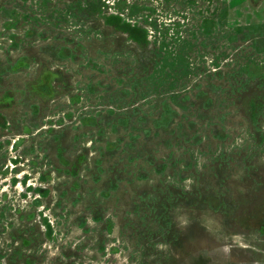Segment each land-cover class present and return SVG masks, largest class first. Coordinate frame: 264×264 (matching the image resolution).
Masks as SVG:
<instances>
[{
    "label": "rangeland",
    "instance_id": "374dc122",
    "mask_svg": "<svg viewBox=\"0 0 264 264\" xmlns=\"http://www.w3.org/2000/svg\"><path fill=\"white\" fill-rule=\"evenodd\" d=\"M0 264H264V0H0Z\"/></svg>",
    "mask_w": 264,
    "mask_h": 264
}]
</instances>
